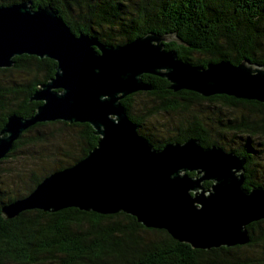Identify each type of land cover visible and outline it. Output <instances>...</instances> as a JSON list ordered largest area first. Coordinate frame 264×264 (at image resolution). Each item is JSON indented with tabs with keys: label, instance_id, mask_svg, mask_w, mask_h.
Masks as SVG:
<instances>
[{
	"label": "water",
	"instance_id": "95a60500",
	"mask_svg": "<svg viewBox=\"0 0 264 264\" xmlns=\"http://www.w3.org/2000/svg\"><path fill=\"white\" fill-rule=\"evenodd\" d=\"M174 35L148 33L118 46L74 35L50 7L0 6V69L21 55L56 63L53 77L30 98L33 115H9L0 130V159L37 123H86L96 146L80 161L44 178L2 208L5 219L26 210L66 208L100 215L124 213L146 229L164 230L193 249L243 246L246 227L264 219V189L244 185L245 159L196 139L155 149L137 133L120 101L152 88L143 75L168 82L173 93L226 96L264 104V66L242 60L193 66L164 44ZM193 173L194 176L188 174ZM204 182L211 185L203 187Z\"/></svg>",
	"mask_w": 264,
	"mask_h": 264
},
{
	"label": "trees",
	"instance_id": "16d2710c",
	"mask_svg": "<svg viewBox=\"0 0 264 264\" xmlns=\"http://www.w3.org/2000/svg\"><path fill=\"white\" fill-rule=\"evenodd\" d=\"M20 2L33 8L50 6L71 33L94 37L105 45H122L148 33L174 35L179 44H164V50L176 53L185 64L235 65L246 59L264 66V0H0V6ZM55 66L49 59L21 55L13 58L11 68L0 69V130L9 115L26 118L35 113L40 103L30 98L53 77ZM141 79L152 90L120 101L139 135L155 149L190 138L203 147H220L245 159L246 190L264 189V162H259L264 157V104L222 95L173 93L166 80L150 75ZM139 96L147 98L150 106L137 108ZM201 101L236 113L215 125L193 115L168 137L159 138L145 126L160 112H185ZM62 137L74 145L60 146ZM96 141L86 123H37L0 159V177L10 176L13 168L6 165L18 159L37 164V173L29 167V184L21 190L0 182V264H264V219L246 227L250 237L246 245L198 250L164 230L146 229L124 213L100 215L66 208L55 213L26 210L12 219L2 216L3 207L29 195L50 174L80 161Z\"/></svg>",
	"mask_w": 264,
	"mask_h": 264
},
{
	"label": "rangeland",
	"instance_id": "374dc122",
	"mask_svg": "<svg viewBox=\"0 0 264 264\" xmlns=\"http://www.w3.org/2000/svg\"><path fill=\"white\" fill-rule=\"evenodd\" d=\"M135 103L137 108L138 107H148L150 106L149 100L145 97L139 96L135 99ZM213 104H209L205 101H201L199 104L192 105L187 111L180 112V113H164L160 112L152 117L150 120L147 121L145 126L149 129V131H156L157 137H168L174 134V130L179 127L180 124L186 123L187 120L193 115H197L202 117L203 119H208V122L211 125H215L217 120L220 122H225L232 114L236 113L234 110H229L225 107H220L219 105L214 104V108L212 107ZM225 133V132H224ZM231 133V132H230ZM232 134V133H231ZM233 135V134H232ZM234 136V135H233ZM60 146H66V144L74 145V142L71 139H67L66 137H62L58 139ZM74 147V146H73ZM264 156V155H263ZM264 162V157L260 159L259 162ZM36 163L32 160L26 159H18L15 162L8 163L6 168H13V173L10 176L2 175L0 177V182L9 184L15 190H21L27 184H29L30 179V172H32L33 168L35 172L36 170ZM30 167V168H29ZM28 168V169H27ZM18 170L23 171L24 175H17ZM30 170V171H28ZM5 196H10V193H5Z\"/></svg>",
	"mask_w": 264,
	"mask_h": 264
}]
</instances>
